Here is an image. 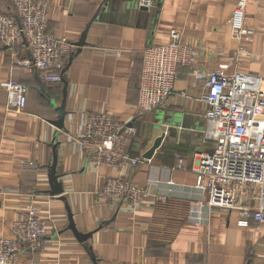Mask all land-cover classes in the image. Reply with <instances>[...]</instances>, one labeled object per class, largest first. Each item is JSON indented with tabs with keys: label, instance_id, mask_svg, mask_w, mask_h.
<instances>
[{
	"label": "crops",
	"instance_id": "0c3cea01",
	"mask_svg": "<svg viewBox=\"0 0 264 264\" xmlns=\"http://www.w3.org/2000/svg\"><path fill=\"white\" fill-rule=\"evenodd\" d=\"M132 1L47 0L46 33L72 45L63 81L44 82L35 68L17 65L28 55L25 43L4 49L0 82L19 81L28 94L16 111L6 107L0 88V237H9L12 224L25 217L26 195L35 192L51 233L41 251L23 249L19 264H264V222L240 225L235 210L199 205L207 197L194 188L191 166L197 153L213 148L202 135L206 105L200 83L180 66L164 104L142 111L137 102L143 51L165 42L171 29L198 51L205 68L224 65L264 79V0L246 3L250 42L229 34L237 0H151L147 12L126 8ZM102 2L114 8L98 12ZM0 12H12L10 0H0ZM88 23L76 53L74 43ZM62 100L66 114L58 129L53 121ZM102 111L135 129L133 157L143 159L164 132L152 157L117 170L88 164L73 139L87 115ZM53 151L62 192L50 195ZM117 176L147 187L140 207L114 206L100 195L105 180ZM75 232L91 235L81 240Z\"/></svg>",
	"mask_w": 264,
	"mask_h": 264
},
{
	"label": "built area",
	"instance_id": "2783aa9c",
	"mask_svg": "<svg viewBox=\"0 0 264 264\" xmlns=\"http://www.w3.org/2000/svg\"><path fill=\"white\" fill-rule=\"evenodd\" d=\"M10 1L12 12H0V57L4 49L25 43L28 55L16 64L35 68L44 82H60L72 45L65 37L46 33L47 0ZM247 1H236L229 20L230 37L243 42H250L253 34L244 23ZM151 3L139 0L146 7ZM198 54L182 42L176 29L168 32L165 42L148 46L142 54L138 107L147 111L164 104L173 92L177 68L187 67L192 82L200 83L204 92L202 135L213 142L212 150L197 153L191 166L196 174L194 188L207 197L199 205L235 210L240 225H248L249 220L263 223L264 79L237 70L229 72L224 65L207 69ZM0 88L6 94L7 108L20 111L25 107L28 88L24 84L9 78L0 82ZM135 132L132 125L102 111L87 115L81 135L73 140L88 164L117 170L143 160L129 151ZM177 158L178 167H182V157ZM148 194L147 187L133 185L122 176L108 177L100 192L110 204L131 208L140 207ZM26 196L25 217L12 224L9 237H0V264H19L23 249L41 251L51 233V223L37 205V194Z\"/></svg>",
	"mask_w": 264,
	"mask_h": 264
},
{
	"label": "water",
	"instance_id": "95a60500",
	"mask_svg": "<svg viewBox=\"0 0 264 264\" xmlns=\"http://www.w3.org/2000/svg\"><path fill=\"white\" fill-rule=\"evenodd\" d=\"M102 6V7H101ZM100 6V9L98 10H106L107 8L109 9H113L114 7H111V5L107 2H102ZM126 8L132 9V10H138L140 12H147L148 8L145 5L139 4V0H134L130 3L127 4ZM97 17L94 16L93 19H95ZM92 19V20H93ZM90 23L87 24L86 28L84 29V31L82 32V34L80 35L78 41H76V43H74V45L76 46V53L79 51V48L81 46H83L85 44V35L88 29ZM70 58V57H69ZM61 81H63V78L61 76ZM65 90V89H64ZM55 111H57V119L55 121H53V124L55 125L56 128L58 129H62L63 128V119L65 116V111H64V100H62V102L60 103L59 106L55 107ZM164 137V132L161 133L152 143L151 147L142 155L143 159H149L152 157V154L154 152V150L160 145L162 139ZM56 153L53 151V155H52V163L49 166V172L47 174L48 177V183L50 185V191L49 194L50 195H55V194H59L62 192V187H61V183L57 181L58 179V175L55 173V167H56ZM70 227L72 228V225H70ZM75 235L77 238L83 240L86 239L87 237H90V233L88 234H80L75 232Z\"/></svg>",
	"mask_w": 264,
	"mask_h": 264
},
{
	"label": "trees",
	"instance_id": "16d2710c",
	"mask_svg": "<svg viewBox=\"0 0 264 264\" xmlns=\"http://www.w3.org/2000/svg\"><path fill=\"white\" fill-rule=\"evenodd\" d=\"M65 67V66H64ZM64 71V70H63ZM63 73V72H62Z\"/></svg>",
	"mask_w": 264,
	"mask_h": 264
}]
</instances>
